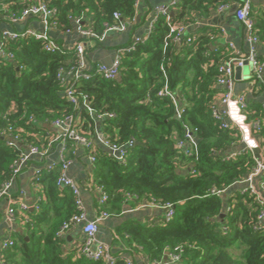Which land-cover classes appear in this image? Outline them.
<instances>
[{"label":"trees","instance_id":"1","mask_svg":"<svg viewBox=\"0 0 264 264\" xmlns=\"http://www.w3.org/2000/svg\"><path fill=\"white\" fill-rule=\"evenodd\" d=\"M39 1L56 11L53 20L61 31L73 30L72 19L77 18L85 22V28L102 35L107 26L117 23L115 13L124 21L134 20L141 0H0V7L3 14H21ZM221 4V0H180L171 14L158 18L152 33L134 51L121 53L117 79L102 78L94 66L90 80L75 84L97 114L114 113V118L101 123L102 133L112 144L136 143L128 150L125 164L108 153L85 150L96 158L91 185L102 188L109 198L103 210L120 215L129 195L147 204L175 206L174 218L163 226L126 222L119 228L133 251L150 262L163 261L167 253L183 245L185 264H264V227L256 228L261 208L255 197L241 195V191L227 199L226 193L211 194L213 189L227 192L256 165L251 150L224 159L242 135L235 126L223 129L212 113L221 96L219 67L229 58L228 51L211 49L214 31L204 30L190 44L185 40L179 44L171 34V25L206 19ZM252 14L256 34L264 43V15ZM130 44L131 40L123 47ZM44 47V41L29 36L3 42L2 48L13 59H0V187L12 178L11 166L27 146L48 148L51 123L72 115L79 119L80 136L91 140L97 134L96 118L67 100L66 86L58 78L60 71L78 66L75 51L62 48L48 53ZM260 61L264 63V58ZM164 88L182 99L185 112L180 118L174 101L158 96ZM245 114L251 122L261 120L259 137L264 141V111L254 106ZM188 130H196L198 142L186 155L178 141L187 139ZM10 137H18L21 145L8 146ZM76 146L74 140H67L69 160ZM60 175V164L52 170L42 169L37 187L41 208L28 211L30 220L22 225V232L15 233L16 245L5 251L6 262L106 264L86 259L81 247L68 254L61 249L62 227L77 208L71 190L57 185ZM114 257V264H126L125 257Z\"/></svg>","mask_w":264,"mask_h":264},{"label":"built area","instance_id":"2","mask_svg":"<svg viewBox=\"0 0 264 264\" xmlns=\"http://www.w3.org/2000/svg\"><path fill=\"white\" fill-rule=\"evenodd\" d=\"M222 4L220 5L218 11L224 12L230 9L231 0H221ZM252 0H247L244 4H242L239 8H237L235 12L236 20L242 25L247 40L250 44V51L247 57H230L222 61L219 67L220 77L217 82L218 90L221 93V102L219 104H215L212 107V113L214 118L221 123V127L223 129H228L230 126H236L234 123L229 121V112L222 110V105L228 106L231 102H235L240 110L245 113L249 105L244 96L235 97V68L236 67H244L245 63L247 62L252 69L253 77L260 83L264 84V63L260 61L259 54H258V45L261 43L259 36L256 34V27L254 22V17L252 14ZM140 3V2H139ZM180 0H172L170 5H161L157 6L154 10V14L152 15L149 24H148V35L153 31V25L158 20L160 16H167L172 13V8L179 6ZM139 6V4H138ZM3 9L0 7V17L3 18L5 22L0 23H9V24H19L31 18H37L44 26L43 32H38L34 29L23 30L19 32L8 31V30H0V59L1 57H7L8 59H13L12 54H7L5 50L2 48L3 42L10 40L14 41L19 38H24L26 36L35 38L36 40H41L45 42V51L48 53H56L61 51L62 48L60 44L50 36V31L52 30H60L57 27L56 21L53 18L56 16V11L54 9H50L45 3L39 1L37 4L32 5L28 8H25L21 14H3ZM114 19L117 21L116 24L107 26L106 30L102 35H98L94 32L93 28L87 27L85 28V22L82 19L73 18V26H75V30L77 31L78 35L82 39L81 42L72 46L71 50L75 51L77 58L79 59V64L77 67L71 69L68 72H64L63 70L59 72L58 78L62 84H65L66 89L64 91V95L66 96L67 100L74 105L79 110H86L88 114L94 116L96 118V137L89 140L84 138L78 134V127H79V119L74 118V116H67L63 120H57L51 123L52 128H56L61 130L62 134L50 137V142L48 144V148L45 150H40L38 147L35 146H27L26 151H22L20 153V158L14 162L12 167L13 176L12 178L4 183L0 187V201L8 198L10 201L13 202V194L12 190L15 186L16 180L18 176L22 173L24 169L27 168L28 164L32 161V159H38L41 162L46 160L49 155V152L53 145L59 143V158L56 164H46L44 168L47 170H52L56 165L60 164L61 166V175L57 181V185L62 188H68L71 190L75 204L77 208V213L71 218V220L65 223L62 227V232L65 233L71 228L78 226L80 224L83 225V241L81 244V252L82 255L88 259L93 261H104L106 264H114L115 257L110 251L109 247L103 243H98L96 240V235L99 231V222L103 219H106L109 216L107 212H103L102 215L97 218L96 220L90 221L87 219L85 207L80 195V186L71 180L68 177V171L70 166L73 163V159L69 160L67 158V153L70 151L67 149V140L71 139L74 140L76 143L75 150L71 151V154L74 158L77 156L79 150L93 149L95 151V144L96 142L102 143L109 151V155L116 159L118 162L125 164L126 156L129 149H132L136 143L134 140H130L129 142L123 145H116L112 144L107 136L102 133V126L101 123L105 120H110L115 117L114 113H104V114H97L94 109L89 104V97L86 95L81 94L79 91L75 90V84L82 80H90L91 79V72L94 69L96 73L106 80H115L120 75L121 69V53H129L136 49V45L138 43L144 42L147 37H140V36H133L131 39L132 44L127 47H121L116 51V56L113 62L109 65L104 63L94 64L91 68H88V60L86 54V42H90L91 44L94 43L97 46V43L102 44L106 38L110 34L115 33H127L133 32L136 30L138 26V18L136 17L132 21H124L122 19L121 14L115 13L113 15ZM189 25H185L182 23H177L171 25V34L173 35V40L181 44L184 40L185 43L190 44L196 36H191L188 38H184V33ZM61 31V30H60ZM73 30L62 31L65 34H71ZM213 39V38H212ZM98 44V45H99ZM214 50V49H212ZM217 51V50H214ZM158 96L160 98H170L174 101L177 106V116L178 118L181 117L182 114L185 112V106L181 103L182 99L177 97L174 93H172L167 88H164L159 91ZM251 125L257 135H259V131L261 129V120L255 119L251 122ZM239 129V128H238ZM240 130V129H239ZM195 132L187 131L186 132V140H179L178 146L180 149L186 154H191L197 147V139L195 138ZM241 133V131H240ZM2 136H5L4 133H1ZM242 135V133H241ZM7 145L13 147L19 143L18 137H10L7 139ZM242 140V139H241ZM245 142V141H243ZM245 150H251L249 146H246L245 149L242 151H232L225 154V160L229 161L237 156L241 155ZM252 151V150H251ZM253 152V151H252ZM87 154V153H86ZM89 160L91 161L92 165L95 162V155L94 154H87ZM42 167L36 168L33 177V185L34 187H38V182L40 180V174ZM257 178L261 179V185L264 190V161L261 162L256 160V165L253 167L251 172L245 176V178L239 181L236 185H241V195H250L255 197V201L257 206L261 208L259 215L257 216V223L256 228L264 227V198L262 193L256 188L255 180ZM98 192L100 194L99 204L100 206H105L108 202V195L103 191L102 188L97 187ZM226 191L224 190H211V194L216 196H223ZM132 196H128V199ZM135 198V197H133ZM146 206H150L152 208H158L165 211V223H169L175 216V206L173 204H158L155 202L152 203H145ZM19 206V211L21 212V216H26L28 211L30 210V206L21 200ZM41 206L39 203V199L36 200L33 209L40 210ZM7 216L11 222H18L19 216L16 214L14 208H10L7 212ZM29 218L25 220V223L29 222ZM16 245L15 240L9 238L8 240L2 243V247L4 249H10ZM184 258V247L183 245H179L175 247V249L169 253L168 259L163 261H153L149 262L148 264H185L183 261ZM126 264H137L136 262L132 261L131 259L125 258ZM0 264H11L9 262L3 261ZM146 264V263H144Z\"/></svg>","mask_w":264,"mask_h":264},{"label":"crops","instance_id":"3","mask_svg":"<svg viewBox=\"0 0 264 264\" xmlns=\"http://www.w3.org/2000/svg\"><path fill=\"white\" fill-rule=\"evenodd\" d=\"M247 0H231L230 9L220 12L215 11L206 19H199L195 23L190 24L185 33L184 38L197 36L204 30L209 32L214 31L216 36L212 39L213 44L211 49L227 50L228 57H247L250 51V44L247 40L246 33L242 25L235 18V10L244 4ZM172 0H147V2L140 1L138 6V26L133 32L110 34L106 40L97 45L86 42V53L88 60V68L94 64L104 63L111 64L116 56V51L127 45L133 36L147 37L148 24L154 14L157 6L170 5ZM252 11L255 14L264 15V0H252ZM71 34H65L60 30L50 31L51 38L55 39L62 45L63 50H71L72 46L81 42L82 39L75 30ZM34 29L38 32L44 31V26L37 18L28 19L19 24L4 23L0 25V30H8L19 32L23 30ZM259 58H264V43L258 45ZM252 70V69H251ZM235 78V97L244 96L249 107H258L264 111V84L258 82L250 71L247 74L241 71L239 74L234 73ZM221 102V96L216 101L217 104ZM222 110L229 112V121L234 123L242 133V140L238 145L233 147L232 151H242L246 146L253 151L260 150V156L264 161V141L257 135L249 121L246 114L243 113L235 102H231L228 106L222 105ZM52 136L61 135L59 129L50 127ZM245 141V142H243ZM60 145L56 143L52 146L48 157L44 161H31L27 168L18 176L15 186L12 190L13 202L8 198L0 201V263L6 260V254L2 247V243L9 238L15 240V233L22 232V225L18 222H11L7 216L10 208H19L21 200L30 206V212H33L34 204L38 199V189L33 185V177L36 168H44L46 164H56L58 162V152ZM95 149L97 151L109 154L108 149L100 142H96ZM69 155V153H67ZM93 165L89 160L88 155L79 150L77 156L73 158V163L69 168L68 177L76 182L81 189V199L83 201L87 219L90 221L99 218L103 212H107L110 217L99 222V231L96 235L98 243L107 245L115 256H123L131 259L137 264H148L150 261L140 252H134L129 246L127 238L122 237L119 228L126 222H132L143 226H163L165 224V211L158 208L146 206L145 202H140L137 198H129L122 206L120 215L113 214V212L103 210L99 204L100 194L98 188L91 185ZM261 179L255 180L256 188L262 193L264 198V190L261 185ZM241 185H236L228 190L225 195L226 199L230 195H234L241 191ZM112 209V207H111ZM83 225L75 226L63 234V244L61 249L64 254H68L71 250L79 248L83 241ZM27 240L29 238L27 237Z\"/></svg>","mask_w":264,"mask_h":264},{"label":"water","instance_id":"4","mask_svg":"<svg viewBox=\"0 0 264 264\" xmlns=\"http://www.w3.org/2000/svg\"><path fill=\"white\" fill-rule=\"evenodd\" d=\"M236 11V10H235ZM174 14V13H173ZM172 14V15H173ZM241 71H245L247 74H249L250 73V71H252L251 70V67L249 66V64L246 62L245 63V65H244V67H236L235 68V72H236V74H239ZM19 145H21V144H19ZM254 156H255V158H256V160H258V161H262V158H261V156H260V150H256L255 152H254ZM225 215L224 214H222V217H224ZM168 255H169V253H167L166 254V256H165V260H167L168 259Z\"/></svg>","mask_w":264,"mask_h":264},{"label":"rangeland","instance_id":"5","mask_svg":"<svg viewBox=\"0 0 264 264\" xmlns=\"http://www.w3.org/2000/svg\"><path fill=\"white\" fill-rule=\"evenodd\" d=\"M17 211H19V208H17ZM27 219V216H19V223L21 225H25V220Z\"/></svg>","mask_w":264,"mask_h":264}]
</instances>
